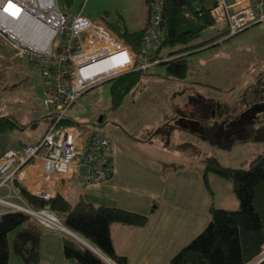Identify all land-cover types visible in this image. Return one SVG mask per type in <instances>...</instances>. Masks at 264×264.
<instances>
[{
	"label": "rangeland",
	"instance_id": "1",
	"mask_svg": "<svg viewBox=\"0 0 264 264\" xmlns=\"http://www.w3.org/2000/svg\"><path fill=\"white\" fill-rule=\"evenodd\" d=\"M59 4L67 12L102 19L118 33L139 30L146 11L145 0H72L68 5L59 0ZM216 24L215 29H205L200 40L216 35L218 38L185 56L191 70L207 68L211 73H220L219 76L225 73L226 79L223 80L211 74L205 75L217 85V90L196 86L193 88L199 93L189 92V89H184L189 88V83L185 84L184 80L196 83L194 80H202L203 77L193 78L191 74L184 80L177 79L169 75L166 64L157 63L143 69L140 81L118 106H114L110 94L111 81H104L79 96L68 109L66 119L84 135L100 128L112 141L114 139L119 145H124L126 151L141 156L147 147L135 145L133 140L150 136L151 131L147 128L153 122H162L160 125L165 121L167 124L177 123L178 119L170 117L183 107V99L186 102L188 98H194L195 104L209 100L210 113L216 120L224 119L227 113L235 116L247 100L252 104L255 101L264 103L256 100L264 95L256 80L259 75L264 77L261 75L264 74V21L223 40L224 23ZM143 62L144 58H139L137 66ZM44 89L40 74L31 69L27 57L19 56L17 50L0 37V146L17 140L31 142L42 135L50 119V111L43 106ZM172 90L180 91L171 95ZM219 103L224 104L223 108L226 105L227 112L218 110ZM211 115L201 120L200 129L195 132L173 133L168 142V154L176 156L177 160L171 167L167 164L168 167L164 168V171L171 172L165 174L168 182L185 185V191L181 192L185 198H182L200 207L199 218L203 226L199 232L210 219L205 210L207 204L232 209L239 207L231 182L213 172L207 173L211 192L207 191L203 179L208 163L205 158L210 157L222 166L248 168L253 158L264 151V141L242 140L237 136L218 142L214 137L218 121ZM11 200L21 202L16 198ZM32 220L38 224L34 218ZM13 232H9V239ZM58 232L71 237L63 231Z\"/></svg>",
	"mask_w": 264,
	"mask_h": 264
},
{
	"label": "built area",
	"instance_id": "2",
	"mask_svg": "<svg viewBox=\"0 0 264 264\" xmlns=\"http://www.w3.org/2000/svg\"><path fill=\"white\" fill-rule=\"evenodd\" d=\"M211 14L216 23L226 25L223 40L264 21V0H213ZM162 20L161 4L150 2L140 44L133 48L102 19L67 12L59 0H0V37L10 43L19 56L27 57L32 70L38 71L45 88L43 106L50 111L48 125L39 140L0 153L2 185H7L14 194L15 174L35 161L42 162L46 180L54 175H71L89 185L102 183L112 176L115 147L111 138L100 128L82 136L74 125L66 123V113L91 87L176 57L150 59L157 54L163 40ZM26 35L45 42L39 45ZM142 57L144 62L137 66ZM35 194L45 199L50 197L45 188L36 190ZM0 203L10 210L31 215L44 228L63 231L83 245H93L68 229L54 211L33 208L20 194L0 196ZM261 260H264V250L247 264ZM65 264L78 263L65 260Z\"/></svg>",
	"mask_w": 264,
	"mask_h": 264
},
{
	"label": "trees",
	"instance_id": "3",
	"mask_svg": "<svg viewBox=\"0 0 264 264\" xmlns=\"http://www.w3.org/2000/svg\"><path fill=\"white\" fill-rule=\"evenodd\" d=\"M71 1L62 0L66 5ZM152 1H157L162 6L163 40L157 54L150 59L177 55L160 63L167 65L170 76L184 79L189 69L185 55L218 38L216 35V38L200 40L205 29H213L216 25L211 14L213 2L145 0L147 6ZM143 31L144 29H139L116 33L130 42L133 48H137ZM221 33L223 36L225 31ZM143 72L138 69L110 80V94L114 106H118L140 81ZM256 80L257 86L264 92V78L259 75ZM223 106L224 104L219 103L218 110L224 109L227 112L226 105L224 108ZM66 123L70 124L68 120ZM237 136L242 140L264 141V113L257 114L235 137ZM5 151L1 149L0 153ZM205 160L208 163L203 179L207 191L211 192L207 173L213 172L231 182L232 190L239 200V207H216L211 203L208 208L210 219L206 226L172 255L169 264H247L264 250V151L253 158L248 168L222 166L210 157ZM13 184L22 199L31 207L51 209L68 229L87 239L113 263L128 264L127 257L116 254L114 250L110 225L122 223L142 226L148 220L146 214L118 206L94 204L81 197L74 202L60 194L45 199L27 190L18 180L17 174ZM32 218L21 210L7 209L0 212V264H8L10 251L24 264L41 263V230L40 225L33 223ZM12 230L14 232L9 239L8 234ZM63 255L66 260L78 264H108L85 245L68 236L63 238ZM257 264H264V260Z\"/></svg>",
	"mask_w": 264,
	"mask_h": 264
},
{
	"label": "crops",
	"instance_id": "4",
	"mask_svg": "<svg viewBox=\"0 0 264 264\" xmlns=\"http://www.w3.org/2000/svg\"><path fill=\"white\" fill-rule=\"evenodd\" d=\"M147 17L148 6L146 4V11L140 29H144L146 26ZM223 26L224 31L226 28L225 23ZM211 72V69L207 68L202 71L189 68L184 79L191 74L193 78L201 76L203 79L194 80L196 83L182 79L185 84L189 83V88L184 89H189L188 91L192 93H199L193 88L196 86L217 90V85L211 83L209 79L205 78V75L211 74L220 78L219 80H223L226 79L224 78L225 73L223 72L219 76L220 73ZM179 91L172 90L170 94H176ZM193 100L194 98H188L185 102L183 99V103H181L183 107L170 117L174 120L178 119L177 123L167 124L165 121V124L163 122L164 125H160L162 122L158 124L153 122L147 128L151 131L150 136L147 135L144 139L138 137L134 139L135 137H132L135 145L137 143L141 147L142 145L147 147V150L141 156L126 151L124 145H119L113 139L115 147L114 169L112 176L107 181L84 185L71 175H54L52 179L46 180L41 161L26 165L24 167L26 169L23 168L22 172L20 171L17 174V178L32 193L40 188H45L50 197L60 194L73 202L81 197L94 204L118 206L146 214L148 220L142 226H130L122 223H112L110 225L114 250L116 254L126 256L128 264H169L172 255L186 245L203 226V222L199 218L200 207L197 204L191 205L188 200L182 198V196L185 198L181 193L185 191V185L168 182L165 174L170 171H164L165 167H168V165L171 167L174 161L177 160L176 156L168 154V142L173 133L193 132L182 126L179 121L180 115L191 111L198 112L202 107L210 112L211 106H209V103L211 102L209 100L199 102L200 99L196 101V103L199 102L197 104ZM194 105L196 106L193 107ZM185 107L188 108L185 109ZM90 132L85 135L82 132V136H88ZM41 136L31 142L17 140L14 143H7L5 146L1 145L0 150L21 148L23 145L35 143ZM14 188L15 193L12 194L13 192H10L7 185L1 184L0 177V196L19 195L17 188ZM12 198L15 197L10 199ZM209 205L207 204L205 207L206 214L209 213ZM7 209L6 205L0 203V212ZM206 219L208 218L206 217ZM39 228L43 230H41L40 238L41 264H65L66 259L63 255L64 236L58 231L42 226H39ZM10 253L12 254H9L8 264H24L16 254L12 251Z\"/></svg>",
	"mask_w": 264,
	"mask_h": 264
},
{
	"label": "flooded vegetation",
	"instance_id": "5",
	"mask_svg": "<svg viewBox=\"0 0 264 264\" xmlns=\"http://www.w3.org/2000/svg\"><path fill=\"white\" fill-rule=\"evenodd\" d=\"M262 97H264V95L261 94V96H259L260 99H256V100L264 102V99H262ZM253 103L262 104L261 102H256V101ZM251 105H252V102L247 100L245 102V106L239 112H237L235 114V116H233L232 113H227L228 115L224 119L217 118L218 120H216V117L214 114L207 112L205 110V108H203V107L198 112L193 111L190 113H193V117L195 119L199 120V127L201 126L200 125L201 120L208 118L212 114L211 116L215 118V121H218L216 129L218 128L219 125H222V128H223L222 133H221V141H220V143H221L223 138L231 139V138L235 137L247 124H249V122H251L257 116V114L264 113V111L256 112L255 117L253 119H250V120L246 119L243 122V125H240L237 122H235L239 118L240 113H242L244 110H246ZM187 115L189 116V113H187ZM179 121L183 124V119H181ZM204 129H208V128H206L204 126Z\"/></svg>",
	"mask_w": 264,
	"mask_h": 264
},
{
	"label": "water",
	"instance_id": "6",
	"mask_svg": "<svg viewBox=\"0 0 264 264\" xmlns=\"http://www.w3.org/2000/svg\"><path fill=\"white\" fill-rule=\"evenodd\" d=\"M258 111H264V103L257 104L253 103L250 107H248L246 110H244L242 113H240L239 118L235 121L240 125H243V122L248 119H253L255 117L256 112ZM183 119L182 126L184 128H189L193 132L200 129L199 127V120L195 119L193 117V113H189V116L187 114L180 115L179 120ZM99 121H101V118H99ZM222 125H219L218 128L214 131V137L217 138V141H221V133H222ZM85 246L94 252L96 255H98L100 258H102L105 262L108 264H113L112 261L108 259L107 256H105L103 253H101L96 247H94L91 244H85Z\"/></svg>",
	"mask_w": 264,
	"mask_h": 264
},
{
	"label": "bare ground",
	"instance_id": "7",
	"mask_svg": "<svg viewBox=\"0 0 264 264\" xmlns=\"http://www.w3.org/2000/svg\"><path fill=\"white\" fill-rule=\"evenodd\" d=\"M26 38L27 39H30L31 41H33V42H35V43H37V44H39V45H43L44 44V39H37L36 37H34V36H31V35H26ZM22 172V171H21Z\"/></svg>",
	"mask_w": 264,
	"mask_h": 264
}]
</instances>
